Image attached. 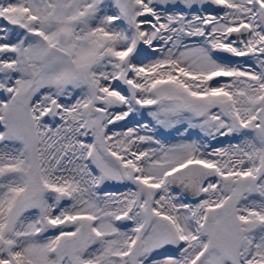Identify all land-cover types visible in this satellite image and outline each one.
Here are the masks:
<instances>
[{"label":"snow or ice","instance_id":"obj_1","mask_svg":"<svg viewBox=\"0 0 264 264\" xmlns=\"http://www.w3.org/2000/svg\"><path fill=\"white\" fill-rule=\"evenodd\" d=\"M0 264H264V0H0Z\"/></svg>","mask_w":264,"mask_h":264}]
</instances>
